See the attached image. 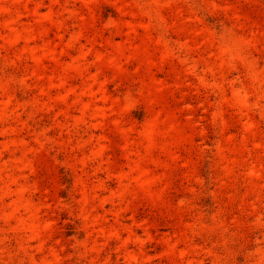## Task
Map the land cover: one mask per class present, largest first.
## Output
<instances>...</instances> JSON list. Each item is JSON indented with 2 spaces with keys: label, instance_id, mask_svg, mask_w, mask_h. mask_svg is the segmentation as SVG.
<instances>
[{
  "label": "rangeland",
  "instance_id": "rangeland-1",
  "mask_svg": "<svg viewBox=\"0 0 264 264\" xmlns=\"http://www.w3.org/2000/svg\"><path fill=\"white\" fill-rule=\"evenodd\" d=\"M0 264H264V0H0Z\"/></svg>",
  "mask_w": 264,
  "mask_h": 264
}]
</instances>
